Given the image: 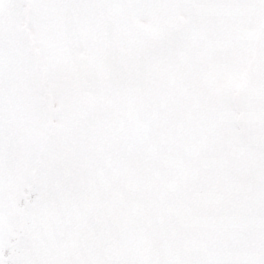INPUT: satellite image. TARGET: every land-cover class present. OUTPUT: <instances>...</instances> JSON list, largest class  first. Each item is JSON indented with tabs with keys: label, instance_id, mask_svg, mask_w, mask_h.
Returning <instances> with one entry per match:
<instances>
[{
	"label": "snow or ice",
	"instance_id": "6c2138e0",
	"mask_svg": "<svg viewBox=\"0 0 264 264\" xmlns=\"http://www.w3.org/2000/svg\"><path fill=\"white\" fill-rule=\"evenodd\" d=\"M0 264H264V0H0Z\"/></svg>",
	"mask_w": 264,
	"mask_h": 264
}]
</instances>
